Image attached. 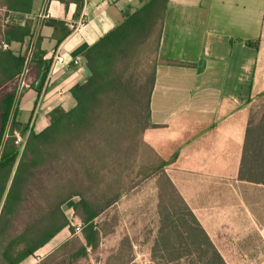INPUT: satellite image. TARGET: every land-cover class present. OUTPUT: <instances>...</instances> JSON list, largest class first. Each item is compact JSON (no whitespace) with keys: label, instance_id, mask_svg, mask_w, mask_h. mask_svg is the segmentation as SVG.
<instances>
[{"label":"crops","instance_id":"0c3cea01","mask_svg":"<svg viewBox=\"0 0 264 264\" xmlns=\"http://www.w3.org/2000/svg\"><path fill=\"white\" fill-rule=\"evenodd\" d=\"M147 1L33 0L29 13L1 6L5 23H27L31 30L8 48L21 55L38 41L47 67L44 77L25 80L29 86L18 92L16 121L39 132L53 108L74 107L70 89L88 76L83 52ZM45 9L49 16L41 18ZM83 16V27H67ZM263 42L264 0H168L150 100L155 126L143 139L161 159L175 155L164 172L226 264H264V185L237 178ZM106 236L97 247H87L85 256L71 257L73 250L64 243L76 239L84 245V240L66 226L18 264H110L121 238L111 255L92 258Z\"/></svg>","mask_w":264,"mask_h":264},{"label":"trees","instance_id":"16d2710c","mask_svg":"<svg viewBox=\"0 0 264 264\" xmlns=\"http://www.w3.org/2000/svg\"><path fill=\"white\" fill-rule=\"evenodd\" d=\"M32 2L0 0V6L29 13ZM167 3L148 0L83 52L88 76L70 89L74 107L53 108L39 132L16 121L14 104L25 64L26 81L44 77V52L36 41L26 63L27 51L14 54L0 45V259L4 264H18L66 226L75 231L64 209L72 199L71 212L81 223L84 245L74 239L62 247L70 246L71 257L85 256L86 248L97 247L110 231L103 230L98 216L120 199L133 177L149 172L158 174V199L163 203L152 261L226 264L164 172L175 155L168 161L138 164L140 148L147 145L143 133L155 126L150 100ZM29 36L27 23L7 24L2 40L21 43ZM149 47L153 59L148 58ZM15 131L24 138L22 148L15 144ZM237 178L264 185L263 110L249 115ZM126 247L131 251L123 238L113 255L116 264H136L134 254L123 253Z\"/></svg>","mask_w":264,"mask_h":264},{"label":"rangeland","instance_id":"374dc122","mask_svg":"<svg viewBox=\"0 0 264 264\" xmlns=\"http://www.w3.org/2000/svg\"><path fill=\"white\" fill-rule=\"evenodd\" d=\"M5 14V9L0 8V41L3 39L1 30L7 25V23H5ZM148 53V58L153 59L155 56L153 47L148 48ZM259 55V60L256 61L254 68L253 90L247 102L250 113H257L261 110L264 111V45ZM164 144L165 143H163V145ZM150 148L151 146L149 144H147L146 147L140 148L138 162L140 167L157 163L158 159L163 160L152 148V151H149ZM157 175L158 174L149 172L148 176L133 177L127 190L120 199L112 206L107 207L98 216L97 220L104 222L103 230L109 229L110 231L108 232L109 235L106 233L107 236L103 240V246L99 247L93 253L92 258L97 261L100 257L104 258L115 245L114 243L117 238H121L120 240L126 238L129 241L131 251L128 247L124 248L123 253L125 255L134 254L136 264L137 254L141 257L150 259L151 264H157L151 259V248L159 225L158 212L160 208L162 209L163 207V203L158 199V190L156 187ZM74 201L75 199H72L64 205L65 213L71 223L77 222V219L70 210ZM117 250L118 248L113 252L114 255L117 253ZM108 255H111V253ZM77 264H87V261L81 260V262ZM110 264H116L115 259H111Z\"/></svg>","mask_w":264,"mask_h":264},{"label":"built area","instance_id":"2783aa9c","mask_svg":"<svg viewBox=\"0 0 264 264\" xmlns=\"http://www.w3.org/2000/svg\"><path fill=\"white\" fill-rule=\"evenodd\" d=\"M39 16L41 18H44V17H48L49 16V13L48 11L45 9L44 11H42ZM86 22V18L83 16V17H79L78 19L76 20H72V21H68L67 22V27L71 30H78L80 29L81 27L84 26ZM3 48H8V45L7 43L5 42H2V45H1ZM31 51L32 49L28 50L27 51V55H26V63L29 61V58H30V55H31ZM57 59L59 61H62L63 58L61 56H58ZM80 62V58L79 57H75L73 59V63L74 64H78ZM27 65L25 64L24 67H23V70L20 74L21 78L19 80V87H18V92H20V90H22L23 88L25 87H28L29 84L25 81L24 77L27 73ZM15 144L20 146V148H22L23 144H24V138L18 133L15 131ZM74 227H75V231L78 232L80 231V228H81V223L79 221H77L75 224H74ZM136 260H137V264H151V261L150 259L146 258V257H141L140 255H136Z\"/></svg>","mask_w":264,"mask_h":264}]
</instances>
